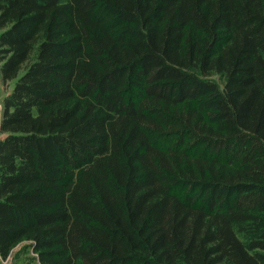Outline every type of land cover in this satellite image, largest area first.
Returning <instances> with one entry per match:
<instances>
[{
    "label": "trees",
    "instance_id": "1",
    "mask_svg": "<svg viewBox=\"0 0 264 264\" xmlns=\"http://www.w3.org/2000/svg\"><path fill=\"white\" fill-rule=\"evenodd\" d=\"M0 71L2 259L264 264V0H0Z\"/></svg>",
    "mask_w": 264,
    "mask_h": 264
},
{
    "label": "rangeland",
    "instance_id": "2",
    "mask_svg": "<svg viewBox=\"0 0 264 264\" xmlns=\"http://www.w3.org/2000/svg\"><path fill=\"white\" fill-rule=\"evenodd\" d=\"M5 85L2 82L0 71V118L2 109V98L5 93ZM189 150L196 151V147H190ZM27 241L18 244L7 259L0 258V264H40L36 258V254L27 246Z\"/></svg>",
    "mask_w": 264,
    "mask_h": 264
},
{
    "label": "crops",
    "instance_id": "3",
    "mask_svg": "<svg viewBox=\"0 0 264 264\" xmlns=\"http://www.w3.org/2000/svg\"><path fill=\"white\" fill-rule=\"evenodd\" d=\"M1 258V257H0Z\"/></svg>",
    "mask_w": 264,
    "mask_h": 264
}]
</instances>
